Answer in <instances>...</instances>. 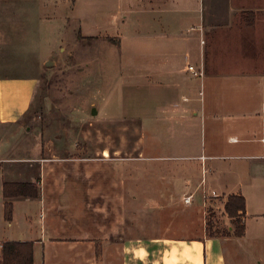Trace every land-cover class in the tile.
Listing matches in <instances>:
<instances>
[{
  "label": "crops",
  "instance_id": "obj_1",
  "mask_svg": "<svg viewBox=\"0 0 264 264\" xmlns=\"http://www.w3.org/2000/svg\"><path fill=\"white\" fill-rule=\"evenodd\" d=\"M134 1L129 10L134 71L138 87L150 92L153 124L165 125L172 142L167 146L179 144L191 157H199L201 147L202 158L249 160L236 162L229 180L224 179L227 171L213 165L212 172L217 170L221 178L210 179L224 211L230 195L245 197V234H234L229 216L232 227L219 235H207L202 229L193 234L173 232V224L159 233L151 231L157 227L147 232L120 223L109 227L108 213H103L110 204L111 185L105 178L95 184L92 165L65 167L35 160L28 164V157L12 159L0 148V252L6 241H31L34 264H242L239 243L244 239L255 247L264 243L260 222L264 223V0H199L198 6L192 0ZM17 12L37 11L0 6V28L12 19L6 15ZM129 18L123 10L112 16L104 12L100 23L120 28ZM80 33L93 36L82 29ZM189 65L203 74L195 76ZM224 68L234 72L224 75ZM38 86L36 76L0 75L1 125L14 124L31 111ZM159 131L157 127L148 138L151 152L161 142ZM133 168L137 172L132 182L146 179L149 188V202L141 205H155L150 192L153 174L177 171L141 163ZM23 181L36 183L39 196L11 198L13 220L6 221L4 183ZM120 198L125 203V197ZM118 213L125 215L122 210ZM252 220L257 228L251 231ZM191 221L184 226L190 227Z\"/></svg>",
  "mask_w": 264,
  "mask_h": 264
},
{
  "label": "rangeland",
  "instance_id": "obj_2",
  "mask_svg": "<svg viewBox=\"0 0 264 264\" xmlns=\"http://www.w3.org/2000/svg\"><path fill=\"white\" fill-rule=\"evenodd\" d=\"M192 1L199 5V0ZM134 2L0 0V6L37 11L6 15L12 19L0 28V75L39 79L31 111L14 124H0V148L12 159L28 157V164L35 160L65 167L92 165L95 184L105 178L111 185L110 204L103 213H108L109 227L120 223L140 232L157 227L151 231L159 233L173 224V232L182 234L201 229L207 235L226 233L232 224L221 198L213 195L210 179L221 178V174L212 168L227 171L224 179L229 180L236 162L249 160L202 158L205 152L201 147L199 157H191L179 144L167 146L172 142L167 139L165 125L153 124L150 92L148 87H138L140 79L134 71L133 14L129 12ZM121 10L130 18L120 28L101 25L104 12L112 16ZM81 29L93 36H83ZM222 71L224 75L234 72L230 68ZM157 127L161 142L151 152L148 138ZM140 152L145 157L141 158ZM139 163L159 170L177 169L174 174H153L150 192L155 205H141L149 202L146 179L132 182L137 172L133 164ZM188 195L195 196L192 204L185 202ZM121 210L124 217H118ZM189 221L193 223L185 227ZM255 228L257 223L252 220L250 230ZM244 240L238 242L244 251L242 264H264V243L255 247Z\"/></svg>",
  "mask_w": 264,
  "mask_h": 264
},
{
  "label": "trees",
  "instance_id": "obj_3",
  "mask_svg": "<svg viewBox=\"0 0 264 264\" xmlns=\"http://www.w3.org/2000/svg\"><path fill=\"white\" fill-rule=\"evenodd\" d=\"M253 16V14H252ZM254 24V19L251 22ZM3 194L8 200L5 202V220H13V197H38L39 188L36 183L5 182ZM246 211V200L243 195H230L225 203V212L233 220L234 234L241 237L245 234L243 217ZM0 264H34V244L31 241H6L2 243L0 252Z\"/></svg>",
  "mask_w": 264,
  "mask_h": 264
},
{
  "label": "built area",
  "instance_id": "obj_4",
  "mask_svg": "<svg viewBox=\"0 0 264 264\" xmlns=\"http://www.w3.org/2000/svg\"><path fill=\"white\" fill-rule=\"evenodd\" d=\"M188 68L195 76H200L203 74V71L198 70L194 65H189ZM213 195H217L216 192H213ZM193 199H194V195H188L185 197V202L192 203Z\"/></svg>",
  "mask_w": 264,
  "mask_h": 264
},
{
  "label": "water",
  "instance_id": "obj_5",
  "mask_svg": "<svg viewBox=\"0 0 264 264\" xmlns=\"http://www.w3.org/2000/svg\"><path fill=\"white\" fill-rule=\"evenodd\" d=\"M48 64L50 65V64H52V62H48Z\"/></svg>",
  "mask_w": 264,
  "mask_h": 264
},
{
  "label": "bare ground",
  "instance_id": "obj_6",
  "mask_svg": "<svg viewBox=\"0 0 264 264\" xmlns=\"http://www.w3.org/2000/svg\"><path fill=\"white\" fill-rule=\"evenodd\" d=\"M107 156V153L105 154ZM109 155V154H108Z\"/></svg>",
  "mask_w": 264,
  "mask_h": 264
}]
</instances>
